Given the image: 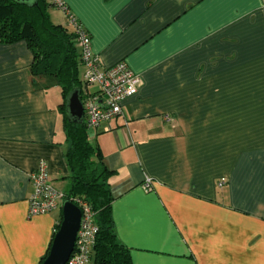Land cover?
<instances>
[{
  "label": "crops",
  "instance_id": "0c3cea01",
  "mask_svg": "<svg viewBox=\"0 0 264 264\" xmlns=\"http://www.w3.org/2000/svg\"><path fill=\"white\" fill-rule=\"evenodd\" d=\"M54 1L102 67L126 62L143 82L88 130L133 264H264V0ZM33 64L26 41L0 42V264H40L56 233L62 209L29 216L39 163L71 187L62 89Z\"/></svg>",
  "mask_w": 264,
  "mask_h": 264
},
{
  "label": "trees",
  "instance_id": "16d2710c",
  "mask_svg": "<svg viewBox=\"0 0 264 264\" xmlns=\"http://www.w3.org/2000/svg\"><path fill=\"white\" fill-rule=\"evenodd\" d=\"M35 2L32 7L13 0H0V42L26 41L34 54V75L54 76L60 84L64 101L59 109L64 115L68 141L64 157L71 179V187L65 194L73 203L78 199L86 202L94 212L99 233L93 264H133L130 250L118 241L116 234L114 197L109 186L114 172L107 167L101 150L91 143L85 120L74 123L67 114V98L82 87V61L75 33L52 22L50 11L58 7L56 1ZM62 221L63 215L56 233ZM53 240L40 264L48 257Z\"/></svg>",
  "mask_w": 264,
  "mask_h": 264
},
{
  "label": "built area",
  "instance_id": "2783aa9c",
  "mask_svg": "<svg viewBox=\"0 0 264 264\" xmlns=\"http://www.w3.org/2000/svg\"><path fill=\"white\" fill-rule=\"evenodd\" d=\"M57 6L64 10L70 25L74 28L77 46L84 66L81 100L84 107L85 122L88 130H98L110 120L123 113L122 103L138 94L143 82L126 62L104 68L99 56L94 53L92 39L84 27L78 23L69 9L62 2ZM99 87V92H91V87ZM170 118L167 117V120ZM33 193L29 199V216L45 215L62 209L67 200L66 194L59 191L50 180L48 165L45 161L30 173ZM226 180L223 179L220 186ZM144 190L153 189V181L147 179ZM82 211L81 226L75 242L74 251L67 264H93L94 247L96 245L99 227L95 221L92 208L84 201L75 200Z\"/></svg>",
  "mask_w": 264,
  "mask_h": 264
},
{
  "label": "water",
  "instance_id": "95a60500",
  "mask_svg": "<svg viewBox=\"0 0 264 264\" xmlns=\"http://www.w3.org/2000/svg\"><path fill=\"white\" fill-rule=\"evenodd\" d=\"M17 4L35 6V0H13ZM67 114L74 123L85 120L81 90H74L66 101ZM63 221L56 233L51 251L43 264H67L75 248V242L81 226L82 211L67 199L62 207Z\"/></svg>",
  "mask_w": 264,
  "mask_h": 264
},
{
  "label": "rangeland",
  "instance_id": "374dc122",
  "mask_svg": "<svg viewBox=\"0 0 264 264\" xmlns=\"http://www.w3.org/2000/svg\"><path fill=\"white\" fill-rule=\"evenodd\" d=\"M50 14H51V11H50ZM52 19V18H51ZM52 22L53 23H55V24H57L56 22V19L54 18V16H53V19H52ZM83 73H84V66L82 65V66H80V76L81 77H83ZM100 91V88L99 87H96V86H94V87H91V92L93 93H95V92H99Z\"/></svg>",
  "mask_w": 264,
  "mask_h": 264
}]
</instances>
